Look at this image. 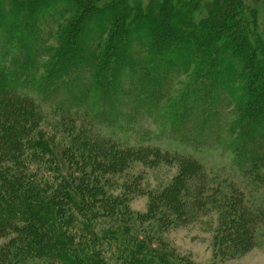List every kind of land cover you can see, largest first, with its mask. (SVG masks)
Returning <instances> with one entry per match:
<instances>
[{
  "label": "trees",
  "instance_id": "1",
  "mask_svg": "<svg viewBox=\"0 0 264 264\" xmlns=\"http://www.w3.org/2000/svg\"><path fill=\"white\" fill-rule=\"evenodd\" d=\"M110 1L0 0V32H3L0 33V51L9 53L8 60L18 67L13 70L14 74L11 73L14 75L12 78L22 77L27 65L18 61L17 53L10 52V44L17 43L18 51L23 49L30 58L32 53L35 54L33 60L50 53L53 57L51 69L57 68L61 76L67 73L68 68L76 73L79 65L86 64L78 76L90 77L92 88L105 98L109 94L108 88L113 85L105 81L103 86L98 77L104 79V74H110L108 70H111L118 92H133L136 95V104L132 106L145 107L149 104L153 107L152 102L162 99L163 94L154 92L150 87L152 81L158 80L159 92L165 93V88L170 90L175 79L189 71L186 66L198 62L206 71H212L215 77H219L226 89H217V95H211L214 87H207L206 90V84L199 81L194 89L198 99L204 97L206 104L215 106H228L225 103L230 101H247L264 107V6L255 8L253 3L257 0L252 3H246L247 0H134L133 3L121 0L120 4L104 6ZM205 5L206 18L196 17L194 11ZM124 7L127 11L122 13L120 9L125 10ZM185 23L188 27L182 29ZM57 27L55 37L62 46L50 51L45 43ZM204 32L206 37L200 39L197 46L194 41H175L177 37H189V34L200 36ZM26 35L32 36V41L39 42V45H27ZM22 38L25 42L19 40ZM105 41L108 46L107 58L114 56L113 65L106 61L101 63L100 54L95 55L100 48L103 50ZM87 48L89 51H86ZM93 51V55L88 54ZM140 53L145 56L141 58ZM150 64L158 66L161 78L149 69ZM133 68L144 75L139 90L131 84ZM3 70L5 65L1 61L0 264H22L26 258L39 254L50 259L62 258L66 264H167L165 258L168 255L150 241V236L143 237L132 223L114 216L113 211L117 207L125 209L124 198L121 201L120 197L108 195L96 183V158H109V154H104L106 150L101 151L90 144L89 151H79L78 154L65 146L57 152L55 145L58 143L52 135L42 136L44 133L39 128L34 134L31 133L36 122L34 116L29 111L30 114L22 116L13 114L6 98L33 101V97L22 92L24 95H21L12 78H4ZM125 72H129L131 83L130 86L120 87ZM198 72H189L188 79H200ZM53 75L52 71L45 75L48 82L45 87L48 89L44 90L47 92L44 97L48 100L56 98L51 81ZM26 78L29 84L35 85L34 79L30 76ZM238 81L240 84L236 85ZM74 82L67 81L76 88ZM225 94L229 95L230 100L222 99ZM201 104L199 102L196 109L201 108L203 114L206 105ZM35 108L38 109L37 106ZM66 108L70 112L67 117L73 118L72 106ZM218 110L215 108L212 112ZM147 112L148 115L144 116L150 117V110L147 109ZM238 113L241 114L240 118L232 121L228 130L236 134L235 130L238 129V134L242 135L245 129L242 144L246 148L250 146L249 164L254 171L255 163L262 159V153L264 156V147L261 146L264 142V111L258 112L248 107ZM84 114L87 116L79 108L77 116ZM190 115L191 110L186 107L177 118L184 126ZM245 118L252 120H248L247 124ZM196 128L200 133L206 132L203 124ZM97 135L96 138L103 141L99 144L110 145L109 149L111 146L119 152L133 149L112 136ZM47 154L56 163L51 173L28 168L31 158L36 157L39 161ZM103 164L106 165L105 172L115 171L109 159ZM54 179L57 183L53 187ZM160 208L162 212L155 220L159 223V229L168 221L166 217L169 218L170 213L174 212L171 205ZM142 223L140 221L141 227Z\"/></svg>",
  "mask_w": 264,
  "mask_h": 264
},
{
  "label": "rangeland",
  "instance_id": "2",
  "mask_svg": "<svg viewBox=\"0 0 264 264\" xmlns=\"http://www.w3.org/2000/svg\"><path fill=\"white\" fill-rule=\"evenodd\" d=\"M248 1L252 3L254 0H247L246 3ZM120 2L121 0H112L104 6ZM253 6L263 7L264 0H257ZM124 9H120L122 13L127 11L126 7ZM194 12L196 17L206 18V5L204 8L198 7ZM179 24L181 27L180 22ZM58 27L45 43L50 47V51L62 46L55 35ZM186 27L187 23L183 24L182 29ZM199 35H184V38L177 37L175 41H194L197 46L198 41L206 37L205 32ZM32 39L30 35L25 36L27 45L38 46L39 42H33ZM19 40L24 41L23 38ZM105 43L103 50L100 48L88 54H100L98 57H101V63L106 61L107 64L113 65L114 56L107 58L108 46ZM18 47L15 43L10 44L9 48L12 54L17 53L20 63H27L24 74L13 79V70L18 67L8 60L9 53L0 51V62L5 65L4 78H12L11 81L16 83L15 88L20 93L33 97V101L12 100L9 97L6 98L9 99L7 106H10L12 113L17 116L31 113L36 122L30 132L34 134L39 128L44 133L42 136L52 135L53 140L58 143L55 145L57 152L64 146L77 154L79 151H89L91 146L100 148L101 151L106 150L104 154H109V158H96V183L104 188L108 195L120 197L121 201L122 197L124 198L125 209L117 207L113 211L114 216L125 218L126 222L132 223L134 229L137 228L143 237L150 236V241L168 255L165 258L167 264H264V156L262 153V159L255 163L253 171L249 164L250 146L246 148L242 144L245 129L242 135L238 134V129L235 130L237 135L228 130V125L240 118L239 111L250 107L263 112L264 107L247 101H230L224 102L228 106H215L206 104L204 97L198 99L194 89L199 81L206 84V90L207 87H214L213 91H210L211 95H217V89L226 91L220 83V78L215 77L212 71H206L198 62L186 66L189 71L175 79L170 90L165 88V93L159 92L158 80L152 81L150 87L154 92L163 94L162 99L156 101L158 104L152 102L153 107L149 104L145 107L132 106L136 104V95L133 92H118V87L113 84V71L108 70L110 74L105 73L104 79L98 77L103 86L105 81H110V85L115 86L108 88L109 94L105 98L92 88L90 77L78 76L86 68V64L79 65L76 73L68 68L67 73L61 76L57 68L51 69L53 57L50 53H44L38 60H33L35 54L30 53V58L28 54H24L23 49L18 51ZM86 51H89L88 48ZM142 56L145 55L140 53L141 58ZM133 69V76H137H132V83L129 82V72H125L120 87L130 86L131 83L139 90L144 75ZM149 69L161 78L157 65L150 64ZM51 71L54 74L51 81L56 90V98L48 100L44 97L47 93L44 90L48 89L45 87L48 83L45 75ZM193 71H199L200 79H188L187 75ZM28 76L34 79V86L26 80ZM67 81H75L76 88L71 87ZM239 82L235 84L239 85ZM22 93L21 95H24ZM223 98L230 100L227 94L223 95ZM199 102L206 105L203 107V114L201 108L196 109ZM0 103L3 105L1 100ZM34 106L38 109H33ZM67 106H72L71 109L75 112L73 118L67 117V114H70ZM186 107L191 110V115L183 126L177 115ZM79 108L84 110L87 116H77ZM215 108L219 110L213 113ZM147 109L150 110V117L144 116L148 115ZM163 118L166 120L163 121ZM248 120L245 118L244 122L248 124ZM200 124L205 126L206 132L200 133L196 128ZM97 134L112 136L121 140V144L133 149L130 152H119L112 146L109 149L110 145L99 144L103 141L96 138ZM261 146L264 147V142ZM49 154L43 155L44 159L39 161L36 157L31 158L28 168L40 173H51V168H56V163L54 159H49ZM108 159L114 172H105L107 170L103 161ZM55 183L57 182L54 179L53 187ZM174 185L177 186L173 188ZM169 205L174 207L176 214L172 211L171 216L166 217L168 221L159 229V223L155 220L159 217L158 213L162 212L160 206ZM140 221L143 222L142 227ZM22 264L66 263L62 258L50 259L39 254L26 258Z\"/></svg>",
  "mask_w": 264,
  "mask_h": 264
}]
</instances>
